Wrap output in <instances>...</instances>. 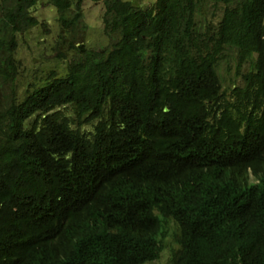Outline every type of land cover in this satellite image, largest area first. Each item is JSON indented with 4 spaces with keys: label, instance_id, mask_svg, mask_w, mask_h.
<instances>
[{
    "label": "trees",
    "instance_id": "trees-1",
    "mask_svg": "<svg viewBox=\"0 0 264 264\" xmlns=\"http://www.w3.org/2000/svg\"><path fill=\"white\" fill-rule=\"evenodd\" d=\"M41 1L0 0V264H145L154 209L179 225L173 264H264V0H211L217 22L206 0H91L107 46L69 45L61 73L16 91ZM82 1L48 0L52 51Z\"/></svg>",
    "mask_w": 264,
    "mask_h": 264
},
{
    "label": "rangeland",
    "instance_id": "rangeland-1",
    "mask_svg": "<svg viewBox=\"0 0 264 264\" xmlns=\"http://www.w3.org/2000/svg\"><path fill=\"white\" fill-rule=\"evenodd\" d=\"M152 2L154 0H135L134 4ZM48 0H42L32 14L39 22L45 23L31 29L18 38L17 58L20 60L19 76L15 83L16 91H21L26 83L37 81L44 77L45 71L54 70L61 73L65 64L77 58V53L69 49L70 46L87 47L88 49L98 50L109 43L106 34L102 28L101 16L103 14V4L101 1L93 2L91 0H83L82 21L76 36H72L73 32L65 31L63 34L68 39L62 44H57L56 50L52 51L51 44L56 39L59 32L57 25V14L55 10L48 5ZM145 5V4H144ZM222 3H214L211 0H206V4L202 10V14L207 20L212 19L218 21L222 16ZM264 27V18L262 20ZM64 55V56H62ZM73 55V56H72ZM7 88L4 87L6 93ZM88 131V129L83 130ZM175 248V243L171 237H167L163 241V250L160 253L159 259L152 264H170L169 256Z\"/></svg>",
    "mask_w": 264,
    "mask_h": 264
},
{
    "label": "clouds",
    "instance_id": "clouds-1",
    "mask_svg": "<svg viewBox=\"0 0 264 264\" xmlns=\"http://www.w3.org/2000/svg\"><path fill=\"white\" fill-rule=\"evenodd\" d=\"M87 132L89 133L91 132V130L88 129V131L86 132L84 131V133H87ZM248 176L250 180L253 181V177L251 176L250 171H248ZM111 186L107 187L105 190H108ZM94 205H95V200H92L91 202H89L88 204H86L80 210L76 212L78 214L80 213L81 210L86 212V217L91 219L89 220V224H88L90 228L94 227V223H93L94 221L92 219H94L95 222L98 224V220L94 216L95 210L92 211V208H94ZM153 215L157 219V224L159 225L158 229L155 231V239H156L155 243H157L159 250H157L156 257L150 262H146L145 264H152L159 259L160 253L163 250V241L167 237H171L173 242L175 243V248L171 251L170 256H169V262L170 264H173L172 263L173 254L181 248V244H177L176 242V236L178 237L179 235V225L177 223V220L174 219L172 216L163 215L157 209L153 210ZM64 229L66 232L72 234L74 237H80V236L88 234L87 230L84 229L79 223H69L64 227ZM111 232H114V229H111ZM120 239H121L123 246L124 245L135 246V244H129L121 233H120Z\"/></svg>",
    "mask_w": 264,
    "mask_h": 264
},
{
    "label": "bare ground",
    "instance_id": "bare-ground-1",
    "mask_svg": "<svg viewBox=\"0 0 264 264\" xmlns=\"http://www.w3.org/2000/svg\"><path fill=\"white\" fill-rule=\"evenodd\" d=\"M73 56V55H72Z\"/></svg>",
    "mask_w": 264,
    "mask_h": 264
}]
</instances>
